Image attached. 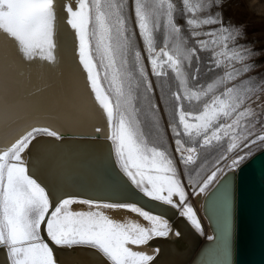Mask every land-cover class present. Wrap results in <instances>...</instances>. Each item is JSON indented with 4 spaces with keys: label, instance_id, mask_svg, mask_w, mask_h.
<instances>
[{
    "label": "snow or ice",
    "instance_id": "snow-or-ice-1",
    "mask_svg": "<svg viewBox=\"0 0 264 264\" xmlns=\"http://www.w3.org/2000/svg\"><path fill=\"white\" fill-rule=\"evenodd\" d=\"M222 4L64 0L61 9L58 0H0V33L22 63L64 65L61 28L71 30V64L106 119L112 161L103 164L110 194L89 198L81 182L46 162L49 146L34 143L62 139L58 132L33 127L0 150V248L8 264H63L57 250H87L100 264H155L160 249H140L181 233L134 196L170 207L203 233L190 196L222 189L228 200L229 173L264 143L259 53L239 43L243 26L225 22ZM123 212L138 219L115 218Z\"/></svg>",
    "mask_w": 264,
    "mask_h": 264
},
{
    "label": "bare ground",
    "instance_id": "bare-ground-1",
    "mask_svg": "<svg viewBox=\"0 0 264 264\" xmlns=\"http://www.w3.org/2000/svg\"><path fill=\"white\" fill-rule=\"evenodd\" d=\"M63 4L64 0H58L61 9ZM61 45L65 57L61 67L49 69L42 62L28 65L21 62L11 40L0 33V150L10 146L33 127H47L60 136L109 135L106 119L96 110L83 74L71 64L73 36L66 25L61 28ZM46 82L55 86L46 87ZM258 103L264 104V93L260 95ZM96 128H100L101 133L97 134ZM37 144L49 146L44 158L46 162L55 164V171L60 176L78 174L88 183H96L100 178L98 157L85 151L82 142L55 144L40 140ZM222 192L221 189V192L209 197L203 194L191 196L203 226V233L197 230L202 235L201 242L196 241L195 234L183 220L169 217L167 211H157L140 204L146 210L163 214L173 229L181 233L179 238L169 236L167 240L150 242L140 250L153 254L159 248L155 264H227L224 223L229 215L230 193L226 200ZM115 218L138 219L127 212ZM212 219L218 230L215 240L208 239L215 232ZM57 255L63 264H100L99 257L87 250L65 254L57 252Z\"/></svg>",
    "mask_w": 264,
    "mask_h": 264
},
{
    "label": "water",
    "instance_id": "water-1",
    "mask_svg": "<svg viewBox=\"0 0 264 264\" xmlns=\"http://www.w3.org/2000/svg\"><path fill=\"white\" fill-rule=\"evenodd\" d=\"M98 134V133H97ZM62 139L57 140L54 137H38L40 140L50 141L55 144L68 142H82L89 151L98 157L100 178L96 183H88L78 174L69 176L64 174V178L75 179L84 186L86 190L82 195L86 197H95L108 195L111 192V186L106 181L103 174V164L106 162L109 168L112 167V161L108 159V144L105 136L96 134L86 135H63ZM95 144V145H94ZM231 180V192L229 200V215L225 220V240L228 244L227 264H264V148L255 151L249 159L235 173H229ZM212 194L209 190L208 197ZM133 202H138L143 206H148L157 211H167L169 217H176L177 220H183L196 236V241L201 242L202 235L190 225L185 219L177 216L170 207L152 202L143 197H130ZM214 226L213 240L218 237ZM167 238H157L156 240H167ZM200 249V248H199ZM61 254L68 251L57 250ZM90 252V251H89ZM100 259V258H99ZM0 264H8L5 250L0 248Z\"/></svg>",
    "mask_w": 264,
    "mask_h": 264
},
{
    "label": "rangeland",
    "instance_id": "rangeland-1",
    "mask_svg": "<svg viewBox=\"0 0 264 264\" xmlns=\"http://www.w3.org/2000/svg\"><path fill=\"white\" fill-rule=\"evenodd\" d=\"M180 7V0H175ZM193 3L198 0H192ZM222 11L225 22H231L233 25H242L244 37L239 41L241 44L250 45L259 55L254 57L257 69L264 71V0H223ZM217 11V9H213ZM255 78V77H254ZM154 83L155 78L153 77ZM169 84L175 87L174 81L169 79ZM263 143H258L246 151L252 153ZM211 166L209 163L201 172V175ZM195 175V173H193ZM190 202L192 198L190 196ZM193 204V202H192Z\"/></svg>",
    "mask_w": 264,
    "mask_h": 264
},
{
    "label": "built area",
    "instance_id": "built-area-1",
    "mask_svg": "<svg viewBox=\"0 0 264 264\" xmlns=\"http://www.w3.org/2000/svg\"><path fill=\"white\" fill-rule=\"evenodd\" d=\"M261 148H264V143L261 144V145H260L255 151L260 150ZM255 151H254V152H255ZM254 152H253V153H254Z\"/></svg>",
    "mask_w": 264,
    "mask_h": 264
}]
</instances>
